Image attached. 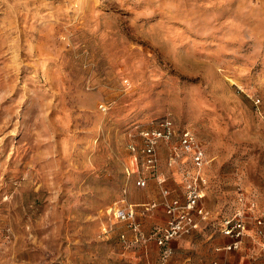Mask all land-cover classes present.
Wrapping results in <instances>:
<instances>
[{"label":"rangeland","instance_id":"rangeland-1","mask_svg":"<svg viewBox=\"0 0 264 264\" xmlns=\"http://www.w3.org/2000/svg\"><path fill=\"white\" fill-rule=\"evenodd\" d=\"M167 116L206 148L216 222L166 264L228 261L218 225L238 187L264 210V0H0V264L163 261L160 187L137 186L129 144ZM118 205L138 211L146 247Z\"/></svg>","mask_w":264,"mask_h":264},{"label":"built area","instance_id":"built-area-1","mask_svg":"<svg viewBox=\"0 0 264 264\" xmlns=\"http://www.w3.org/2000/svg\"><path fill=\"white\" fill-rule=\"evenodd\" d=\"M141 143H130L129 149L136 161V168L141 170L142 166L148 168V172L158 179L161 185L164 205L169 215V223L164 227H157L153 237L162 249L163 261L154 264H166L171 254V241L183 234L201 229L203 222L214 221V213L208 210L201 200L207 179L203 173L205 165L209 162L206 148L199 140L195 132L190 128L179 129L170 117L157 120L150 128L140 131ZM176 141L171 146V155L168 160L170 166H174L181 155L187 154L192 159V167L184 171L186 183L184 186V197L171 198V191L163 185L165 177L158 171V145L161 140ZM141 164V166H140ZM147 176H139L136 180L138 186L147 184ZM111 214L117 221L126 222L136 234V241H148L142 230V222L138 219L136 210L123 205L111 209ZM249 223L255 228V233L261 237L258 254L264 255V210H258L256 201L247 191L238 187V207L230 214L220 218L218 230L232 238L225 246L227 250L241 247L244 238L249 231ZM125 238V234H122ZM199 264H218L216 261H201Z\"/></svg>","mask_w":264,"mask_h":264},{"label":"crops","instance_id":"crops-1","mask_svg":"<svg viewBox=\"0 0 264 264\" xmlns=\"http://www.w3.org/2000/svg\"><path fill=\"white\" fill-rule=\"evenodd\" d=\"M175 141H176V138H174V139H173L172 141H170V142H167V141H164V140H161V141L159 142V145H158V156H159V159H158V171L161 173V175H163V176L165 177V182L163 183V185H164L165 187H167L170 191H171V189H170V187L168 186V183H167V182H168V179H170V178H172V180L175 182V183L173 182L174 184H179V185L181 186V191H179L178 193H175V192L172 193V191H171V193H170V197H171V198L179 197V198L183 199V197H184V186H185V183H186V178H185V175H184V171H185L186 169L191 168L192 165H193V163H192V159H191V157H190L189 155H187V154H183V155L180 156L178 162H177L174 166H170V165L168 164V160H169L170 155H171V146H172V144H173ZM169 147H170V151H169V156H168V158H167V164L169 165V167H171V169H170V172H171V173H165V172H163V171L161 170V168H160V155H161V152H162L163 149H165V148H168V149H169ZM208 163H209V162H208ZM208 163H207V164H208ZM207 164L205 165V167H204V169H203V173H204L205 177L207 176L206 171H205ZM142 167H143L142 170H139V169L136 168V167L133 168L132 171H131V174L135 176V182H136L137 178H138L139 176H141V174H142L143 176H147V177H148V179H147V184H146L145 186H139V187H146V186L149 184V181H150L151 179H155V180L157 181V183H158V185H159V187H160L161 197H160V199H159L158 201H157V200H154V201L151 203V207H152V208H156V207L160 206V207H162V209L164 210V212H165V214H166V217H167V218H166V221H165V224H164V225H161V227H164V226H166V225L169 223V215L167 214L166 209H165L164 198H163V195H162L161 185L159 184L158 179L155 178V177H153L152 174H150V173L148 172V168H147L146 166H142ZM206 179H207V177H206ZM207 182H208V181H207ZM137 186H138V185H137ZM244 189H245V188H244ZM245 190H246L247 193H248V194H249V195H250V196L256 201L257 206H258V210H261V207H260V205H259V203H258V200L256 199L255 195H254L251 191H249V190H247V189H245ZM204 197H205V191H204V196H203V198H202V200H201V203H202V204H203L208 210H210V211L213 212V209H211L210 207L207 206ZM237 203H238V191H237ZM126 207H128V206H126ZM130 208H132V207H130ZM133 209H134V208H133ZM136 213H137V217H138V219L142 222L141 217H140V215H139V213H138L137 210H136ZM215 218H216V216L214 215V218L212 219V220L214 221V223L216 222ZM219 219H220V218H219ZM121 222H123V221H121ZM124 223H126V222H124ZM214 223L210 224V222H203V223H202V228H201V229L193 230L192 232L187 233V234H183V235H181V236H179V237L186 236V235H189V234H191V233H195V232H203V231H204L205 229H207L209 226H214V225H215ZM126 224H127V223H126ZM249 224H250V225H249L248 235L244 238L241 247L238 248V249H234V250H236V253L231 254V256H230V258H229L228 261H224L223 263L219 262V261L216 260V259H213V260H202V261H211V262H212V261H216V262H218V264H242V263H243V259L245 258V256H247L246 253H248V254L250 255V252H251L250 257H251V258H256V256L258 255L259 247H260L259 244H260L261 237L258 236V235L255 233L254 225H253L252 223H249ZM128 227H129V226H128ZM129 228H130V227H129ZM130 231L133 233V237L135 236V237L137 238V234H136L132 229H130ZM220 233H221V232H220ZM221 234L223 235V237H221L220 240H221L223 243H225V244H224V246H221V247H219V248H220V249H225V250H227V249L225 248V246H226L227 244H229V243L232 241V238L229 237V236H227V235H224L223 233H221ZM179 237L173 239V240L171 241V243H172L174 240L178 239ZM154 239H155V238H154ZM155 240H156V239H155ZM139 242H142V244L146 247V245H147V241L144 242V241L140 240ZM156 242H157V241H156ZM242 249H246L247 251H244V250H242ZM249 250H250V251H249ZM256 250H258V251H256ZM228 251H229V250H228ZM252 252H253V253H252ZM226 258H227V257L225 256V260H226ZM167 260H168V259H167ZM200 262H201V261H200ZM200 262H199V263H200ZM166 263H167V261H166ZM199 263H198V264H199ZM150 264H154V263H150Z\"/></svg>","mask_w":264,"mask_h":264}]
</instances>
